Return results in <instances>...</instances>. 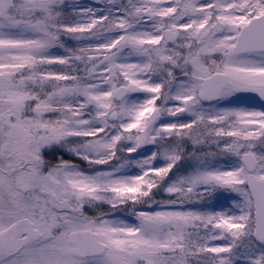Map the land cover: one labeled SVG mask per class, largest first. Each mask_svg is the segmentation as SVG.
Instances as JSON below:
<instances>
[{"label": "snow or ice", "instance_id": "snow-or-ice-1", "mask_svg": "<svg viewBox=\"0 0 264 264\" xmlns=\"http://www.w3.org/2000/svg\"><path fill=\"white\" fill-rule=\"evenodd\" d=\"M0 264H264V0H0Z\"/></svg>", "mask_w": 264, "mask_h": 264}, {"label": "rangeland", "instance_id": "rangeland-1", "mask_svg": "<svg viewBox=\"0 0 264 264\" xmlns=\"http://www.w3.org/2000/svg\"><path fill=\"white\" fill-rule=\"evenodd\" d=\"M69 3H71V0H69ZM79 3H91V0H79ZM241 100L243 101H249V98H243L241 97ZM220 203H223V201H221ZM217 207H219L220 205L217 204ZM127 219L129 220V222H134V219L131 217H127Z\"/></svg>", "mask_w": 264, "mask_h": 264}, {"label": "water", "instance_id": "water-1", "mask_svg": "<svg viewBox=\"0 0 264 264\" xmlns=\"http://www.w3.org/2000/svg\"><path fill=\"white\" fill-rule=\"evenodd\" d=\"M254 94H242V96H249V97H251V96H253Z\"/></svg>", "mask_w": 264, "mask_h": 264}]
</instances>
